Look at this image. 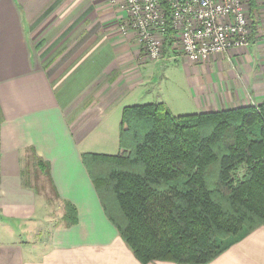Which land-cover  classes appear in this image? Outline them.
I'll return each mask as SVG.
<instances>
[{
	"label": "crops",
	"instance_id": "0c3cea01",
	"mask_svg": "<svg viewBox=\"0 0 264 264\" xmlns=\"http://www.w3.org/2000/svg\"><path fill=\"white\" fill-rule=\"evenodd\" d=\"M260 4L252 44L194 62L174 50L158 61L146 58L109 0H0V264H143L107 216L82 154L94 153L95 136L118 134L124 107L139 101L127 98L157 89L158 70L168 80L174 64L187 70L189 91L207 96L202 112L263 103ZM216 70L221 77L214 80ZM32 148L50 165L57 199L76 207V224H66L64 207L50 215L45 198L27 184ZM206 264H264V224Z\"/></svg>",
	"mask_w": 264,
	"mask_h": 264
},
{
	"label": "trees",
	"instance_id": "16d2710c",
	"mask_svg": "<svg viewBox=\"0 0 264 264\" xmlns=\"http://www.w3.org/2000/svg\"><path fill=\"white\" fill-rule=\"evenodd\" d=\"M171 39L168 26V47ZM30 151L51 182L49 163ZM82 159L143 264L210 263L264 224V102L183 115L163 103L126 106L117 154ZM65 209L66 224H76V207Z\"/></svg>",
	"mask_w": 264,
	"mask_h": 264
},
{
	"label": "built area",
	"instance_id": "2783aa9c",
	"mask_svg": "<svg viewBox=\"0 0 264 264\" xmlns=\"http://www.w3.org/2000/svg\"><path fill=\"white\" fill-rule=\"evenodd\" d=\"M110 2L127 14L122 30L134 31L154 59L161 56V37L157 34L163 35L168 26L181 36L180 52L194 62L247 46L251 38L247 0H165L166 5L163 0ZM161 6L167 7V12Z\"/></svg>",
	"mask_w": 264,
	"mask_h": 264
},
{
	"label": "rangeland",
	"instance_id": "374dc122",
	"mask_svg": "<svg viewBox=\"0 0 264 264\" xmlns=\"http://www.w3.org/2000/svg\"><path fill=\"white\" fill-rule=\"evenodd\" d=\"M110 1V0H109ZM262 0H247L246 8H247V13L249 17V25L251 28V38L249 40V44L247 46H242V47H234L232 48L229 52L227 53H222V54H227L230 55L231 52H234V50H239L240 48H245L248 47L250 44H252V38H253V33L254 30L256 29L255 26L257 24H260V12H258V6L261 5ZM113 4V3H111ZM113 5L118 4L114 3ZM120 8V7H119ZM162 10L167 12V7L161 6ZM121 10L123 8H120ZM124 14V21L127 19V14L122 10ZM123 21V22H124ZM168 24H170V18H168ZM171 28V27H170ZM172 29V28H171ZM159 37H161V56L159 58H152L150 57L146 50H144L143 45L141 44V49L143 50V54L146 58L154 61L161 60L166 53L171 52V50L177 51L180 54H182L181 51V36L180 34H176L174 30H172V39H171V47H168L166 44V32L162 35L161 33L157 34ZM163 38V40H162ZM180 46V47H179ZM221 54V53H220ZM183 55V54H182ZM210 60V59H209ZM225 62V66L228 68L229 61L223 60ZM214 64V63H213ZM212 64V65H213ZM183 69V71H182ZM205 65H201L199 67V74L202 75L200 80L205 78L206 80V71H205ZM213 70V69H212ZM185 70L184 68H181L180 65H173V69L171 71L165 72L168 76V80L164 79L163 75V70H158L157 74V79L154 81L158 85V88H152L150 91H135V93L131 97L127 98V101L129 99L136 98V100L139 99L138 102H134L135 104H148V103H164L163 100L167 101V103L171 106V109L173 110V113H181L183 114H191V113H200L202 112V109L199 108V103H206L208 98L204 94H197L194 92V90L190 88V91L188 88H186V75H185ZM212 75L214 80L217 79V77H221V73H218L217 70L214 72L212 71ZM189 78L191 80H198L197 75H190ZM186 80V81H185ZM189 84V82H187ZM162 94V96L160 95ZM222 96L225 94L221 93ZM135 101V100H134ZM133 102V101H131ZM133 105V104H131ZM233 108L234 106L231 104L230 106H224L222 105V108ZM123 113V111H122ZM115 119V118H114ZM114 119H112V123H114ZM121 119H122V114H121ZM121 123V120H120ZM119 133H120V124H119V130L118 134H109L108 136H95V140L91 143V149L94 151V153H103V154H116L119 150V144H115V140L119 142ZM105 138V139H104ZM104 139V140H103ZM108 143L107 146L104 147L103 144ZM25 180L30 183V185L33 186L34 190L38 193V195L41 198H45L46 203H47V212L51 215L54 214L55 217L57 216L58 210L63 207L65 208V205H63L56 197L53 191V185H51L50 180L48 177L42 173V170L40 169L39 165L33 158V153L30 152L27 161L25 162ZM25 181V182H26ZM66 211V209H65ZM43 218V217H42ZM44 219V218H43ZM48 222V221H47ZM47 224V223H46ZM46 234V233H45ZM36 236L33 235V237H40L38 233L35 234Z\"/></svg>",
	"mask_w": 264,
	"mask_h": 264
}]
</instances>
